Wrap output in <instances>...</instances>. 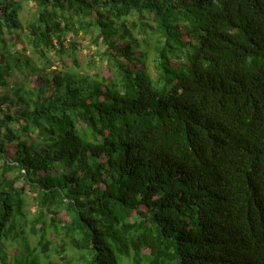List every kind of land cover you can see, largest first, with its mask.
<instances>
[{
	"label": "trees",
	"instance_id": "16d2710c",
	"mask_svg": "<svg viewBox=\"0 0 264 264\" xmlns=\"http://www.w3.org/2000/svg\"><path fill=\"white\" fill-rule=\"evenodd\" d=\"M211 6L0 0V264H264V0Z\"/></svg>",
	"mask_w": 264,
	"mask_h": 264
},
{
	"label": "rangeland",
	"instance_id": "374dc122",
	"mask_svg": "<svg viewBox=\"0 0 264 264\" xmlns=\"http://www.w3.org/2000/svg\"><path fill=\"white\" fill-rule=\"evenodd\" d=\"M28 6V7H26ZM30 4L25 5L23 12L21 13L20 17L21 20L24 21L26 18H28V14H27V10L29 9ZM140 36V35H139ZM88 44L86 43V41H82L81 43V49H79V53H78V60H79V64L81 66V68L78 70L80 74H85L88 73L90 74H94L92 69L89 68V63H92L93 61V57H95V52L98 50L99 52H102L104 50L103 46H98L97 50L93 47V46H87ZM22 43L17 45V49L21 48ZM151 57V56H150ZM55 57L53 58V62L55 61ZM152 60L151 58H148V62H149V73L151 76L155 75V68L154 65L150 62ZM102 63V64H101ZM101 63H98L96 66V71H99V67H100V72L102 73L103 76H109V78L112 76L111 71L107 68L105 69L106 66V62L102 61ZM55 64V63H54ZM58 64V63H57ZM65 64L70 66V60H65ZM178 63L174 62V65L176 66ZM143 67V66H141ZM54 68V67H53ZM35 210L33 208V203L31 202V199L28 200V205L25 208V214L27 215L28 219L32 218L35 214ZM64 213H61L60 216H63ZM18 231H24L25 235H27V239L30 242V245H33V242L35 241V237H33L31 234H29V226L28 225H24L22 227H18ZM49 238L54 242L55 245L57 244H61V236L56 235L55 232H53L52 230L49 232ZM8 254H12L14 252L13 248H8L7 250ZM64 254H66V256H68L70 254V251H65ZM53 264H60L59 260L60 257H54L53 258Z\"/></svg>",
	"mask_w": 264,
	"mask_h": 264
},
{
	"label": "clouds",
	"instance_id": "9594fccd",
	"mask_svg": "<svg viewBox=\"0 0 264 264\" xmlns=\"http://www.w3.org/2000/svg\"><path fill=\"white\" fill-rule=\"evenodd\" d=\"M189 3H192L194 5H200V4H211V12H214V11H222L220 10L219 8L216 7V0H188ZM148 21V19H147ZM187 26L188 24L186 23H182V26Z\"/></svg>",
	"mask_w": 264,
	"mask_h": 264
}]
</instances>
